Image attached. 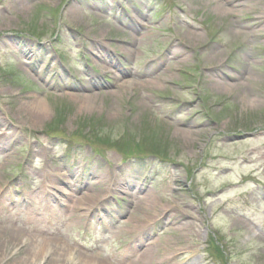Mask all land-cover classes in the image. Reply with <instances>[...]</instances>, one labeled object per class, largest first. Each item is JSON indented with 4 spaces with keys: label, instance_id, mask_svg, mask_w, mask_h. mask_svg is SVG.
I'll list each match as a JSON object with an SVG mask.
<instances>
[{
    "label": "rangeland",
    "instance_id": "374dc122",
    "mask_svg": "<svg viewBox=\"0 0 264 264\" xmlns=\"http://www.w3.org/2000/svg\"><path fill=\"white\" fill-rule=\"evenodd\" d=\"M58 256L264 264V0H0V264Z\"/></svg>",
    "mask_w": 264,
    "mask_h": 264
},
{
    "label": "bare ground",
    "instance_id": "6f19581e",
    "mask_svg": "<svg viewBox=\"0 0 264 264\" xmlns=\"http://www.w3.org/2000/svg\"><path fill=\"white\" fill-rule=\"evenodd\" d=\"M116 77V76H115ZM33 105H36V107H41L42 106V102L39 100V99H36L32 104H30V109H33ZM39 109V108H38ZM42 109V108H41ZM40 110V109H39ZM30 112H32V113H35L34 114V116L36 115L37 117H43V115H44V112H35V111H30ZM91 203H97V201H95V199L93 200V199H91V201H90ZM71 205V204H70ZM73 206V207H72ZM74 206L75 205H71L70 207H71V209H69V214L70 215H72V214H74L75 213V211L76 210H78L77 209V207L76 208H74ZM11 230H13V232H14V229H12V228H10ZM4 232H6V234L7 235H9V240H13V239H15L16 238V236H15V234L14 233H11V232H9V231H7V230H3ZM8 232V233H7ZM16 232V231H15ZM52 241H54L55 243H57V242H59V244L58 245H64L63 243H62V241H60V240H51V242ZM61 243V244H60ZM64 254H65V257H66V259L64 260V259H61L63 256H58V258H56L55 257V262H58L59 264H62L60 261H67V257H68V255H69V258H71V256H76V254H77V257H79V258H81V259H84L85 261H95L96 259L95 258H91L90 256H85V255H83L81 252H76V254L74 253H72V249H68L67 248V251H65L64 252ZM35 256L36 255H32V258H35ZM30 259V258H29ZM103 262V261H102ZM141 264V260H138V261H134V262H132L131 264ZM143 264H144V262H142Z\"/></svg>",
    "mask_w": 264,
    "mask_h": 264
}]
</instances>
